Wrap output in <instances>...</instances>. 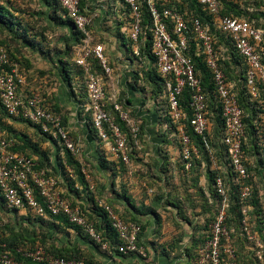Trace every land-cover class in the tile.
Wrapping results in <instances>:
<instances>
[{"label":"built area","instance_id":"built-area-1","mask_svg":"<svg viewBox=\"0 0 264 264\" xmlns=\"http://www.w3.org/2000/svg\"><path fill=\"white\" fill-rule=\"evenodd\" d=\"M120 1L126 14L131 18L132 42L136 45L142 41L145 43V56L152 59L154 64L152 76L163 79L160 83L162 92L159 96L154 95L155 101L162 105L160 120L167 117L166 115L169 118L168 121L163 120L162 129L171 140L182 145L181 158L187 171L192 169L195 158H201V151L194 144L182 122L187 118V111L181 102L185 92L189 93L188 108L192 111L190 127L204 138L206 147L212 150L207 138L213 129L209 102L211 92L207 90L194 58V55L203 56L214 81V99L221 108L223 122L221 141L225 146L226 155L223 163L229 167L233 181L238 186L242 213L240 229L246 254L254 264H264V237L260 235L252 221L251 212L256 207L250 202L255 195L258 178L252 174L245 161L243 145L246 139V124L238 92L243 88L250 95L251 101L258 99L264 92V29L256 27L253 22L242 16L224 14L222 0H196L213 18V25L231 39V46L217 47L210 26L195 13L189 0ZM58 2L66 17L82 33L81 43L75 48L77 54L75 62L85 72L82 77L85 93L79 97L80 113L89 116L84 122L96 138L110 146L120 164L131 166L132 160L138 156L137 153L134 154V158L132 157L133 149L136 151L140 149L144 118L139 112L133 111L127 100L125 106L118 98L112 100L109 97L104 77L106 80L111 76L114 68L104 45L92 43L89 30L92 18L83 9L81 0ZM144 4L151 17V23L147 25H144ZM192 41L197 45L194 52ZM233 54H238L243 59L240 71H243L244 78L236 79L227 74L223 61L229 60ZM92 59L99 62L101 72L94 71ZM19 68V63L12 62L7 50L0 47V191L4 197L7 217L9 214L15 216L16 212L26 216L32 213L33 219L41 217L46 220L51 219L52 214L65 215L71 223L82 227L105 252L109 246L97 231L95 221L87 216V211L92 212L91 207L96 204L106 211L112 226L119 234L121 240L119 251L147 259L149 251L139 244V237L143 231L142 224L124 219L112 205L101 199L88 172L82 171L88 182L87 193L94 199L88 197V204L91 202V206L86 207L77 203L75 199L77 195L73 197L65 195L59 179L49 169L40 167L38 157L15 150L17 140L10 137L3 128L1 108L11 117L10 120L22 119L36 127L42 136L54 140L62 156L69 152L76 157L81 152L78 140L64 124L63 116L46 103L45 96L36 91L21 90L22 86L27 85V77ZM136 76L139 79L143 74L137 72ZM139 81L137 87L149 95L151 92L149 86H146L144 80ZM133 112L139 117L136 118ZM115 113L119 115L120 121L125 123L127 130L118 122ZM174 127L177 128L176 132ZM212 161L215 169L221 167L214 155ZM69 172L71 176H76L74 168ZM214 188L218 198L216 215L208 223L203 241L190 257L191 264H243L239 255V245L234 236L235 230L229 225L230 186H227L223 176L218 175ZM71 190L76 194L85 192L77 180L74 189ZM260 201L264 209V196H260ZM7 223L8 219L0 217V230ZM30 263L86 264L82 258H68L53 253L41 243L17 245L11 249L6 242L0 240V264Z\"/></svg>","mask_w":264,"mask_h":264},{"label":"trees","instance_id":"trees-1","mask_svg":"<svg viewBox=\"0 0 264 264\" xmlns=\"http://www.w3.org/2000/svg\"><path fill=\"white\" fill-rule=\"evenodd\" d=\"M56 3L60 6L61 10L65 13L63 8L61 7L58 0H55ZM258 0H222L223 2V13L224 14H231L236 16H242L244 18H247L256 27L263 28L264 29V11H259L258 9H254L251 5V3L256 2ZM264 2V0H260ZM190 5L192 9L195 11V13L203 20V22L207 23L213 35L215 36V45L218 47L220 45L223 46H231V39L229 36H227L225 33H223L217 26L213 25V18L208 15L206 11L202 9V7L199 5V3L196 0H189ZM178 6H181L179 3H177ZM182 7V6H181ZM144 25L151 23V17L149 15L148 9L146 8V5L144 4ZM15 12L13 11L12 7L4 5L0 1V25L9 27L10 30L14 31V25H16V17ZM66 23L68 24V27L71 29V38H72V45H69V51L71 54V57L60 59L59 64V70L60 75L62 77V80L64 83H66L69 87L74 90L76 88V82L77 78L84 77L85 72L84 70L78 66L75 62L76 58V46L81 43L82 39V33L78 31L73 22L70 19H66ZM150 35V34H149ZM192 48L193 52L197 48V45L194 41H192ZM6 49V48H5ZM10 60L12 62H17L20 65V62L16 61L11 54V52L6 49ZM68 54V55H69ZM66 55L65 57H67ZM195 61L197 64L198 72L201 74L204 84L211 92V95L209 94V102L211 105V120L213 122V129L210 134L207 135V138L210 142V146L212 150L208 149L205 145L204 138L202 136L197 135L193 129L190 127V118L192 117V111L190 108H188V98L189 93L185 92L181 98V102L184 106V108L187 111V118H185L182 122L186 126L188 132L190 133L192 140L196 146L199 147L201 151V158H195L193 161L192 169L190 171L186 170L185 163L182 160V145L180 143H177L170 139L168 134L161 129V135L164 138V144L167 147L168 145H174L177 147L179 151V155L177 157L171 158L169 153L165 151L166 148H164V152L162 153V157L164 159V167L162 170H165L167 172H173V170L181 171L182 176H184L185 181L187 183H195L199 185L200 178L204 175L207 179L206 188L208 189V193L206 195L208 196V202H211L212 207L216 208L218 204V198L216 196V191L214 188V182L215 178L218 175H221L224 177L227 186H230V194H231V209H230V217H229V225L234 228V236H236L237 244L239 245V255L240 259L243 264H254V261L250 258L249 255L246 254V248L244 239L241 235V229H240V222L242 218V213L240 210V202H239V194H238V186L234 183L232 173L230 172L229 167L225 163H223L226 160L225 155V146L222 144L221 137L223 133V122L221 117V108L220 104L216 102L214 99V91H215V85L212 78V74L209 71L208 67L206 66V63L204 62L203 56H195ZM71 59V61H70ZM93 61V69L94 71L101 72V66L99 65V62L95 59H92ZM264 62V59H263ZM223 65L227 71V74H229L231 77H235L236 79L244 78L242 66H243V59L238 54H233L229 60L223 61ZM149 75L152 76L153 71L148 72ZM26 75V74H25ZM27 77V75H26ZM138 77V76H137ZM161 79V78H160ZM163 80V79H161ZM158 89L155 91L156 96H159V94L162 92V85L160 82H157ZM242 87V83H241ZM84 88V87H82ZM37 92V91H36ZM239 92V100L240 104L244 109V122L246 124V139L244 141V151H245V161L247 163V166L249 167V170L252 172V174L256 175L258 178V184L255 188V195L251 199V203L254 204L256 207L251 214L253 215L252 221L255 223V227L260 233L261 236L264 237V209H262V204L260 201V196H264V92L262 95L256 99L255 101L250 100V95L242 88L238 90ZM85 93V91H84ZM84 96V95H82ZM3 113V121H1V124L3 128L7 131L8 135L10 137H13L17 140L15 150L22 151L27 154L28 148H30L33 152L40 153L39 157V165L40 167H44L48 169L50 156L47 152H40L38 150V147L32 144L28 137L25 136L22 133H17L11 124H8V121L11 117L8 116L6 111L1 108ZM115 116L119 123H121V126L127 130V127L125 123H122L119 119V115L115 113ZM167 117L160 120V123L163 124V120L168 121V115ZM13 120V118L11 119ZM18 120V119H15ZM19 121H23L22 119H19ZM177 128L174 127V132H176ZM141 138V135H140ZM175 140L178 141V138L175 137ZM132 145L134 146V141H132ZM213 151V152H212ZM138 152L136 149H133V155L137 154ZM31 155V154H29ZM67 160L68 162L73 166L76 174H77V182H79L82 187L84 188L83 191H87L88 182L86 180L85 175L82 172V165L80 162L75 159V157L67 152ZM213 155L218 158V164L221 166L218 169H215L213 167L214 162L212 161ZM164 171V172H165ZM172 174V173H171ZM203 187V186H202ZM87 197L90 199H94L93 196L90 194H87ZM216 210V209H215ZM92 212L87 211V216L90 220H94L96 223L97 231L101 233L104 242H106L109 246V249L107 250L109 253L115 252L118 255H124L127 256V254H124L119 251V245L121 244V240L119 239V234L117 230L112 226L111 221L109 220L106 211L99 205H94V207H91ZM30 215V216H29ZM6 217V212L4 210V197L1 194L0 191V217ZM10 217V214L8 215ZM14 220H12V223H7L2 229L0 230V240L2 242H6L9 246V248H14L17 245L22 244H30V245H36L37 243H41L44 245L49 251L63 255L68 258L72 257H78L85 260L86 264H93V262L86 257L82 256L81 253H78L79 248L73 247V249L69 252L67 249V246H62L61 248H56L53 243H49V239L53 238V235L51 234H44L39 233L36 230L37 225L40 227H43L47 225V229L50 231L53 230H74L79 233V235L88 240L91 243L96 244L97 247L100 248V245L97 244L92 238H90L82 227L77 226L74 223H71L65 215H50L51 219H44L41 217L32 218V213H28V215H19L18 212L15 213V216H12ZM212 220V219H211ZM210 220V221H211ZM27 221L29 224L33 226V233H27L25 230L21 228L24 224V222ZM209 221V222H210ZM139 222L140 221H136ZM208 222V223H209ZM207 223V226H208ZM207 226L205 231L207 230ZM143 227V226H142ZM6 229L10 230V233L6 231ZM204 231V235L198 242L197 246L203 241L206 233ZM142 234V233H141ZM141 236V235H140ZM140 239V237H139ZM139 244H141V241L139 240ZM64 245V244H63ZM195 245V244H194ZM191 245L187 248V254L192 257L194 251L196 250L197 246ZM194 248L193 253L190 254V251ZM72 248V247H70ZM30 264H36V263H30Z\"/></svg>","mask_w":264,"mask_h":264},{"label":"crops","instance_id":"crops-1","mask_svg":"<svg viewBox=\"0 0 264 264\" xmlns=\"http://www.w3.org/2000/svg\"><path fill=\"white\" fill-rule=\"evenodd\" d=\"M43 1L48 5L49 0ZM81 5L85 12L92 18L89 26L92 43H100L104 45L105 52L114 68V72L111 76H108L106 80L104 77L109 97L112 100H114V98H118L120 100L121 95H124L133 111L139 112L144 118L139 148H145L144 150H146V153L141 155L139 153L140 149L137 150L138 156L134 158V160L136 159L138 162H136V165L133 166L132 169L131 166L120 164L113 155L110 146L96 138L91 132L90 127L84 122V119H89V116H84L80 113L81 101L79 100V97L82 96L85 89V87L82 88L83 84H85L83 78H77L76 88H74V90L64 83L66 86L64 91L66 100L70 101L73 105L71 107V110L73 111L71 113L72 117L68 120L53 103V101H51V98L49 99V97L45 96L46 103L53 110L63 116L64 124L76 137V139L79 141V138L81 137V143H84V141L88 142V151L86 150L87 152L84 155L80 152L75 159H77L82 165V171H86L85 156L86 158L91 159L92 163H94L98 168V171L100 172L99 174L104 177L103 179H105V202L112 205L116 212L124 219L128 221H140L143 226L140 241L141 245L146 247L149 251L148 258L144 259L136 254L124 256L118 255L115 252L109 253L108 251H105V264H142L148 262H154V264H190L191 258L190 256H187V248L191 246L192 236L188 237L189 231L185 241L181 242L180 254L177 259H169L167 253L170 251L172 252L173 250L171 248L170 250L166 244H161L160 246V243L170 242V240L172 242L175 235L179 234L176 233V227H178L179 224L178 220L176 221V215L174 213L176 207H168L170 210L169 215H167L168 213H166L163 208L157 209L158 212H161L160 216H162L165 221L168 220L169 224L167 226L168 233L163 235H159V233H157L156 216L153 212L143 211L139 213L135 209V207L141 208V205L139 204L140 201L136 202V199L137 195H140V191L143 190V187L139 188L141 172L137 174L136 168H141L142 164L151 166L155 163V169H157L158 172L163 173L165 171L162 170V165L164 163L162 153L164 152V148H166L165 151L171 155V158L179 155V151L176 146H165L164 138L160 131L162 129V125L160 123V110L162 105L155 101L154 92L158 89L157 82L162 83V80L160 77H155L154 75L151 77V75H149L148 72H152V70H154L153 61L149 57L145 56V43L143 41L138 45L132 42L130 37L131 18L128 17L125 10L121 6L120 0H81ZM64 17L68 19L65 14ZM137 72L138 74H143V77H140L139 79L136 78ZM140 79H142V81L144 80L146 86L150 87H148L149 91H151L149 95H147L146 91L137 87ZM26 89L27 85L21 87V90L24 92H26ZM147 96L150 97L151 105L148 109H145L142 107V103L144 102V98H147ZM83 98L85 99V97ZM59 105L61 106L62 103H59ZM8 124H11L17 133H22L27 136L28 140L37 146L41 153L47 152L49 154L50 161L48 169L59 179L61 189L65 191V193L72 197L77 195L75 198L76 201L82 203L86 207L90 205L88 204L89 199L86 196L88 194L87 191L84 193L79 192L81 194H76L74 190H71L75 187L77 174L76 176H71L69 171L73 168V166L68 162L67 155L62 156L61 150L54 140L42 136L36 127L25 121L21 122L19 120H9ZM27 149L29 154L32 156L38 158L40 157V153L33 152L28 147ZM177 176L179 175H175V177ZM126 180L131 182L132 185L130 188L125 187L124 184ZM121 182H124L122 183V186H120ZM206 183V177L203 175L200 178L199 187L204 193H208ZM172 188L173 187L171 186V189ZM124 191L127 192L128 195H134V202L132 204L128 203L126 199L120 197ZM146 205L148 204L146 203ZM125 210L129 211L132 217H126L124 215ZM69 241L62 239L61 243L68 242L70 245L71 243ZM86 242L89 241L87 240ZM65 245H67V243ZM164 247H167L166 252L162 251V249L164 250Z\"/></svg>","mask_w":264,"mask_h":264},{"label":"rangeland","instance_id":"rangeland-1","mask_svg":"<svg viewBox=\"0 0 264 264\" xmlns=\"http://www.w3.org/2000/svg\"><path fill=\"white\" fill-rule=\"evenodd\" d=\"M0 1L4 5L6 4L7 6L12 7L16 14L14 31L10 30L9 27L0 25V47L8 49L14 59L20 62L19 70L27 75L26 92L37 91V93L43 94L44 96L49 97V99L51 98V101H53L68 120L72 117L71 113L73 111L71 110V107L73 105L70 101L66 100L64 94L66 86L64 85L59 70L60 59L71 57V54H69V45H72V38L69 37L71 29L66 23V18L64 17L65 13L61 10L55 0H49L48 5L43 0ZM251 5L254 9L264 11V2L260 0L251 3ZM66 55L68 56L65 57ZM120 101L126 106L124 95H121ZM59 103H62V105L60 106ZM150 105V97L147 96V98H144L142 107L148 109ZM133 115L136 118L139 117L136 112H133ZM79 141L78 144L81 153L84 155L88 151V142L84 141V143H81V141ZM144 149L145 148H140L139 153L141 155L146 153V150ZM85 161L86 171L88 172L91 181L97 186V195L105 200L104 177L99 174L100 172L98 171V168L92 163L91 159L86 158L85 156ZM136 162H138V160H132V169L133 166L136 165ZM163 167L164 164L162 165V168ZM136 170L137 174L141 172L139 188L143 187V190L140 191V195H137L136 199V202L140 201L139 204L141 205V208L135 207V209L139 213L149 211L155 214L157 223L156 229L159 235L168 233L167 226L169 224L168 220L165 221L162 216H160L161 212H158L157 209L163 208V210L168 213L167 215H169L170 210L168 207H176L174 213L176 215V221L178 220L179 223L178 227H176V233L179 234L175 235L172 242L169 239L171 243H160V246L161 244H166L169 249L171 248L173 250L172 252L170 251L167 253L169 259H177L180 254L181 242L185 241L188 231V237L192 236L191 245L195 244L194 246H197L198 242L204 235L206 224L215 217L216 208L212 207L211 202H208V196L200 189L197 182L187 183L184 176L181 175V171H178L177 173V170L175 169L172 174L171 171H165V173L158 172L157 169H155V163L151 166L142 164V167L138 169L136 168ZM175 175L179 176L175 177ZM124 182H121L120 186H122V183ZM124 185L125 187L130 188L132 184L126 180ZM171 186L173 187V190L171 189ZM65 195L69 196L67 193H65ZM120 197L126 199L130 204L134 202V195H128L125 191ZM77 203L84 206L80 202ZM146 203L148 205H146ZM89 204L88 207L91 206V202ZM124 215L126 217H132L127 210L124 211ZM5 218L8 219L9 224L14 220L12 216H6ZM21 228L26 229L25 231L27 233H33L35 229V227L33 229V226L27 221H25L19 229L22 230ZM36 230L41 234L53 235V238L49 239V243H53L56 248L68 245L66 250L70 252L73 247H77L79 248L78 253H81L82 256L91 260L93 264H105V252H102L96 244L86 242L87 240L82 238L77 231L66 229H51L49 231L47 225L40 227V224L39 226L37 225ZM6 231L10 233L9 229H6ZM62 239H66V241L70 240L69 242L71 244L69 245L68 242L61 243ZM66 243L67 245H65ZM70 246L72 248H70ZM166 248L167 247H164V250L162 249V251L166 252ZM193 251L194 248L190 251V254L193 253ZM142 264H154V262Z\"/></svg>","mask_w":264,"mask_h":264}]
</instances>
